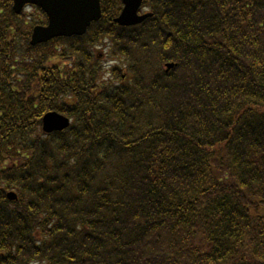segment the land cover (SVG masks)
I'll return each mask as SVG.
<instances>
[{"label": "trees", "instance_id": "16d2710c", "mask_svg": "<svg viewBox=\"0 0 264 264\" xmlns=\"http://www.w3.org/2000/svg\"><path fill=\"white\" fill-rule=\"evenodd\" d=\"M142 7L30 46L0 0V264H264V0Z\"/></svg>", "mask_w": 264, "mask_h": 264}, {"label": "water", "instance_id": "95a60500", "mask_svg": "<svg viewBox=\"0 0 264 264\" xmlns=\"http://www.w3.org/2000/svg\"><path fill=\"white\" fill-rule=\"evenodd\" d=\"M13 11L19 14L26 4L40 7L47 16V27H35L32 31L31 45L47 42L56 37L81 36L92 21L100 18L97 0H13ZM142 0H123L124 9L115 20L121 26L139 24L149 15L138 16ZM171 68V65H167ZM69 126V120L55 112L47 113L42 119V129L46 133L62 131ZM15 200L14 194H7Z\"/></svg>", "mask_w": 264, "mask_h": 264}, {"label": "rangeland", "instance_id": "374dc122", "mask_svg": "<svg viewBox=\"0 0 264 264\" xmlns=\"http://www.w3.org/2000/svg\"><path fill=\"white\" fill-rule=\"evenodd\" d=\"M25 13H26L28 16H30L29 21H32V20L37 21V20H39V16L36 15V14H33L32 9H27V10L25 11ZM105 42H107V40H106ZM108 50H109L108 47H103V46H101V45H97V46L95 47V49H94V51H95V53H97V55H101V54L106 55V54L108 53ZM109 65H111V63H109Z\"/></svg>", "mask_w": 264, "mask_h": 264}, {"label": "flooded vegetation", "instance_id": "af4514ba", "mask_svg": "<svg viewBox=\"0 0 264 264\" xmlns=\"http://www.w3.org/2000/svg\"><path fill=\"white\" fill-rule=\"evenodd\" d=\"M102 1H105V2L108 3V4H111V2H112V0H100L101 5H102ZM97 23H98V22H97Z\"/></svg>", "mask_w": 264, "mask_h": 264}]
</instances>
